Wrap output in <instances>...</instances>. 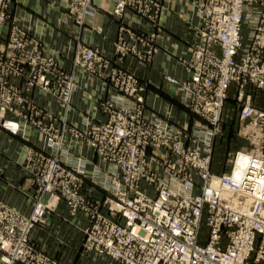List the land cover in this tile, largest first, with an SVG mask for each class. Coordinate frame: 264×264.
I'll list each match as a JSON object with an SVG mask.
<instances>
[{"label": "built area", "instance_id": "obj_1", "mask_svg": "<svg viewBox=\"0 0 264 264\" xmlns=\"http://www.w3.org/2000/svg\"><path fill=\"white\" fill-rule=\"evenodd\" d=\"M10 1L0 0V28L10 23ZM66 2L79 24L94 12L93 0ZM189 3L199 23L179 58L185 77L166 76L189 121L177 118L172 105L149 114L147 86L98 47L76 44L66 69L12 22L7 42H0V127L23 138L33 128L41 139L22 162L34 186L30 214L0 200V264H71L33 239L60 202L84 221L81 253L95 261L264 264V103L255 104L264 94V0ZM161 8L158 0H115L112 13L123 19L132 11L156 30ZM156 37L121 26L117 58L151 60ZM94 77L110 96L74 116L75 93ZM230 92L238 106L234 134L245 146L215 173Z\"/></svg>", "mask_w": 264, "mask_h": 264}, {"label": "crops", "instance_id": "obj_2", "mask_svg": "<svg viewBox=\"0 0 264 264\" xmlns=\"http://www.w3.org/2000/svg\"><path fill=\"white\" fill-rule=\"evenodd\" d=\"M12 1L10 7L12 20L0 28L1 43L7 42L12 22L20 24L29 29L31 37L43 42L46 55L59 59L66 69L71 67V56L76 44L96 46L112 60L113 65H120L137 73L142 83L147 86L149 114L152 113L153 106L158 109L172 105L177 118L190 120L191 117L173 93L174 87L166 80V76L180 79L185 77L179 58L186 54L194 38L193 29L199 23V15L192 8L189 0H158L162 8L159 14V27L156 29L154 53L151 60L143 61L133 56L120 61L115 53V42L121 26L150 35L155 30L153 24L146 19H140L132 11H128L123 19L113 15L115 0H93L94 12L85 24H79L76 16L69 12L66 0ZM84 82L74 95V116L77 115L78 110L85 112L88 109H98L96 99L110 96L111 90L100 78L89 79L88 88H85ZM158 88L162 91L157 90ZM31 94L41 103L52 105L59 113L62 111L55 99L39 92L33 91ZM169 94L173 99L166 96ZM263 103L264 94L258 93L255 104L259 106ZM30 129V137L23 138L0 127V200L21 210L24 214H30L33 209L34 200L30 196L34 186L23 169L22 162L28 146L39 145L41 139L35 129ZM214 155L212 169L215 173H220L222 170L213 163L216 158ZM82 223L84 224V221L73 217L66 204L60 202L57 211L48 214L47 221L41 227L35 228L33 239L39 248L61 262L111 263L102 259L95 261L82 255L84 237L80 229Z\"/></svg>", "mask_w": 264, "mask_h": 264}, {"label": "rangeland", "instance_id": "obj_3", "mask_svg": "<svg viewBox=\"0 0 264 264\" xmlns=\"http://www.w3.org/2000/svg\"><path fill=\"white\" fill-rule=\"evenodd\" d=\"M12 4H13V1L11 0L10 1V7L12 6ZM10 7H9V13L11 15ZM11 20H12V15H11L10 21ZM87 20H86V22H87ZM154 32H156V30H154ZM156 34H157V32H156ZM157 90H159V88ZM159 91H162V90H159ZM233 94H234L233 92H230L229 98L225 104L223 122H221V126H220V131H221L220 138H222V139L218 140L217 143L215 144L214 158L215 157L216 158L214 159L213 163L216 167L220 168V170H225L228 168L229 163H228L227 159H230L232 157V153L234 150L245 146V141L238 138L234 134L238 131L239 121H238V116H237L238 106L235 103V98H234ZM166 96L169 99H173L170 96V94L166 95ZM188 115L190 117H192L190 114H188ZM44 223L38 224L37 227H39V226L41 227V225Z\"/></svg>", "mask_w": 264, "mask_h": 264}]
</instances>
